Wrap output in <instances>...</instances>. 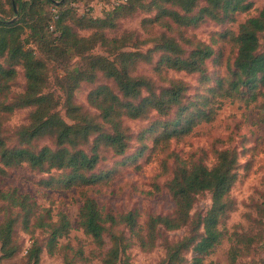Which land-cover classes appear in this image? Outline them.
Instances as JSON below:
<instances>
[{"label":"trees","instance_id":"trees-1","mask_svg":"<svg viewBox=\"0 0 264 264\" xmlns=\"http://www.w3.org/2000/svg\"><path fill=\"white\" fill-rule=\"evenodd\" d=\"M85 1L90 0H0V129L17 109L31 108L29 122L16 130L17 145H8L0 133V174L5 173V167L23 164L41 173L59 170L58 179L50 177L41 183L50 188H78L83 199L78 226L92 239L95 249L86 254L82 246L62 243L73 229L69 215L60 211L54 218L51 208L12 189L0 191V200L10 208L0 222V264L20 251L15 241L19 223L24 232L33 234L41 229L47 234L45 244L35 242L29 248L26 264H40L43 250L50 255L62 253L65 264H74L70 253L83 262L100 257L103 264H123L132 239L144 251H151L161 237L166 253L160 264H205L227 236L231 242L229 258L234 264L239 256L264 241V188L244 213L248 225H236L229 232L227 222L239 207L232 189L240 176V153L235 147L218 148L219 144L228 143L220 138L213 140L211 155L204 149L179 151L171 145L173 140L177 144L183 142L200 123L213 121L226 99L248 105L257 101V89L264 87V50L260 43L264 6L239 25L233 38L237 53L229 82L225 84V78L219 77L215 87L206 92L199 90L191 98L188 84L169 78L168 72L196 73L204 84L209 79L206 64L216 51L213 44L186 36L182 29L198 26L206 19L232 20L237 13L252 10L255 0H108L111 10L103 16L78 14L75 4ZM10 12H17L18 20L11 22L10 16L6 18ZM144 12L153 13L143 18L144 31L151 32L155 27L165 30L141 40L136 31L123 29L120 21ZM174 31L176 35L172 34ZM147 41L154 44L141 50ZM98 47L104 53H95ZM71 55L80 57L81 62L75 73L63 77L64 90L56 97L47 91L48 62L57 60V56L64 61ZM143 63L152 64L165 85L138 74ZM18 65L23 67L26 88L17 98L10 99V83L17 76ZM100 77L111 83L99 82ZM83 82L97 83L88 94V102L99 112L98 116L86 111L75 99V91ZM245 93H251L248 100L243 98ZM153 112L157 118L143 129L140 139L153 136L152 151L163 157L158 176L168 174V161L174 160L166 188L175 207L170 214L149 215L143 226L137 210L106 212L88 190L110 177V170L100 172L104 170L97 168L101 149L107 148L116 155L127 152L130 134L124 119H145ZM258 119L264 121L261 108ZM44 137H53L55 147L32 146ZM92 137V150L87 153L81 146ZM144 152L145 146L138 155ZM211 157V164L206 163ZM155 187L160 190L157 184ZM205 192L211 195L210 207L205 212L192 213L197 197ZM121 225L128 228L130 236L114 231ZM184 227L189 229L187 234L176 241L163 235L164 229Z\"/></svg>","mask_w":264,"mask_h":264},{"label":"rangeland","instance_id":"rangeland-1","mask_svg":"<svg viewBox=\"0 0 264 264\" xmlns=\"http://www.w3.org/2000/svg\"><path fill=\"white\" fill-rule=\"evenodd\" d=\"M75 6H77L78 14L91 12L94 16H103L111 10L112 3L108 0H90L80 2ZM263 6L264 0H255V7L252 10L237 13L232 20L221 22L206 19L198 26L182 29L186 36L213 44L216 54L206 64V73L209 79L201 84L199 74L174 70L168 72V77L185 81L189 86L188 94L191 98L199 90L206 92L209 88L215 87L216 80L219 77L225 78V84H227L233 75L234 60L237 53L233 38L238 33L239 25L247 18L257 15ZM6 7L9 8L8 3H6ZM49 7H46V10H49ZM152 15L153 13L149 12L137 13L121 20L120 25L125 30L136 31L141 40L150 39L165 30L160 27H155L151 32L143 30L141 25L143 18ZM9 16L11 22H15L19 18L17 12L15 14L10 12L6 18ZM49 16L51 15L49 14ZM172 34L176 35L177 33L174 31ZM212 39H214V42H212ZM260 43L261 49L264 50V33L260 35ZM153 44V42L147 41L140 48L146 51ZM94 52L104 53L99 47ZM80 62V57L76 55H71L64 61L57 56V60L48 62L50 83L47 91L52 92L56 97L59 96L64 90L63 77L75 73ZM137 70L138 74L153 78L158 85H165L153 70L152 64H140ZM99 82L111 83V81L102 77H100ZM10 86L11 90L8 94L10 99L17 98L16 96L25 91L26 79L21 65L17 66V76L10 83ZM96 86L97 83H81L75 91V99L86 111L98 116L99 112L88 102V94ZM257 92L259 94L257 101L249 105L245 101L226 99L213 121L200 123L183 142L177 144L173 140L171 145L172 149L177 148L179 151L204 149L211 155L213 140L220 138L228 141V143L225 145L219 144L218 148L235 147L240 153V176L232 189V195L237 199L239 207L227 222L229 232H232L236 225H240V228L248 225L244 213L250 210L249 204L252 203V199H258L261 189L264 188V121L258 119L260 108L263 109L264 115V87L258 88ZM250 94L245 93V96L242 95L244 100H248ZM30 112L31 108H20L4 120L0 133L8 145L18 144L16 130L29 122ZM62 114L64 115V111H62ZM156 118L157 115L153 112L145 119H124V124L129 127L128 133L130 134V145L127 152L124 155H116L107 148L101 149L97 168L98 170H104L100 172L110 170V177L107 181L96 184L88 190L89 194L97 199L99 205L106 212L120 214L129 210H137L140 214L139 221L143 226L146 224L149 215L170 214L175 207L174 201L166 188L167 181L172 177L174 160L170 159L168 161V174L158 176L163 157L155 155L152 151L153 136L147 135L144 140L140 139V133L143 129ZM92 139L93 137L81 146L87 153L92 150ZM244 140L246 141L245 145H243ZM45 145L55 147V139L44 137L35 140L32 144L34 148ZM144 146L145 152L138 155V150ZM244 148L246 151H244ZM134 154L138 156L129 158ZM212 161L213 158L211 157L206 163L211 164ZM59 175V170L41 173L31 169L27 164L18 167H5V173L0 174V191L17 189L19 193L29 194L40 206L51 208L54 218H57L58 212H66L72 220L73 229L69 236L63 238L61 242L64 244L69 242L75 247L82 246L85 248V253L90 254L95 249V245L92 239L84 234L78 226V213L83 200L78 188H58V186L50 188L41 183L42 180L50 177L58 179ZM156 184L160 187V190L156 189ZM149 190L153 191V194L146 193ZM210 205V193H202L197 197L192 213L205 212ZM9 209V205L0 200V222L9 212ZM13 214L16 215V212H13ZM19 224L15 232V241L20 245V251L14 257L2 260V264H26L29 248L35 242L45 244L47 240L45 231L37 229L33 234H30L24 232ZM115 230L122 231L125 235L130 236V232L125 225L117 226ZM188 230V227L173 231L164 229L163 235L168 240L176 241L186 235ZM162 240L161 237L158 240L157 247L153 250L144 251L138 241L132 239L131 246L127 250V256L123 259V264H160L166 253ZM230 245L231 242L227 236L215 252L206 258L205 264H231L229 258ZM68 256L74 261V264H103L100 257L83 262L73 253ZM189 256L191 257V253ZM40 264H65V256L62 253L50 255L46 250H43ZM234 264H264V241L254 245L246 255L239 256Z\"/></svg>","mask_w":264,"mask_h":264},{"label":"built area","instance_id":"built-area-1","mask_svg":"<svg viewBox=\"0 0 264 264\" xmlns=\"http://www.w3.org/2000/svg\"><path fill=\"white\" fill-rule=\"evenodd\" d=\"M113 2L117 3V0H113ZM53 12L56 13L57 12V9L56 8H53Z\"/></svg>","mask_w":264,"mask_h":264},{"label":"water","instance_id":"water-1","mask_svg":"<svg viewBox=\"0 0 264 264\" xmlns=\"http://www.w3.org/2000/svg\"><path fill=\"white\" fill-rule=\"evenodd\" d=\"M15 8V10H16V7H14Z\"/></svg>","mask_w":264,"mask_h":264}]
</instances>
